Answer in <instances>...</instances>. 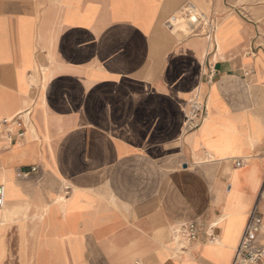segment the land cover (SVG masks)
Listing matches in <instances>:
<instances>
[{"label":"crops","instance_id":"crops-1","mask_svg":"<svg viewBox=\"0 0 264 264\" xmlns=\"http://www.w3.org/2000/svg\"><path fill=\"white\" fill-rule=\"evenodd\" d=\"M114 1L0 0V121L26 113L23 138L0 132V185L19 209L1 231L3 262L232 264L235 251L216 259L206 246L226 215L238 244L255 207L264 220V54L239 19L224 58L208 51L210 23L166 49L158 0H144L159 3L153 29L136 28L144 44L125 50L132 22ZM107 36L114 64L98 55ZM196 97L208 116L187 131ZM189 222L200 239L187 248L173 230Z\"/></svg>","mask_w":264,"mask_h":264},{"label":"rangeland","instance_id":"rangeland-1","mask_svg":"<svg viewBox=\"0 0 264 264\" xmlns=\"http://www.w3.org/2000/svg\"><path fill=\"white\" fill-rule=\"evenodd\" d=\"M203 1L204 0H158V2H160V4H161L162 10H161V18H159L158 24L156 25V27H157L156 30H158V28H159V31L157 34H154V35L156 37H161L162 40H163V38H165L163 40L164 41L163 45L165 48L171 49L175 45H178L177 42L175 41L174 36L172 35V32L168 28L169 24L168 23L166 24V22L173 15L178 14L179 12L184 13L185 12L184 9L190 3H193L197 6L196 8H197L198 13L201 15L204 14V16L207 17V19L210 23V25L208 27H210V26L214 27V25L217 24L216 22H218L220 20L223 21V18L228 17V18H231L232 20H234L236 18L239 19L242 24L247 25L251 30L250 38H251V43H252L253 48H256L257 51L262 52L264 54V0H205L204 2ZM133 2L135 5L137 4L138 6H141L142 8L144 7L142 9V12H141L142 14H144V18H143V21L139 23L141 26L132 23L133 27H130L129 32L125 35L126 40L124 42H121V43H122V46L125 50H132V51L137 53L144 43H143V39L137 35L136 28L138 29V31L145 32V33H149V31H151L153 29V26L156 23L155 19H156V15H157L158 9H159V3L156 1V3H155L156 8H154L152 10L151 8L148 9L146 7L144 0H134ZM65 3H66V5H65ZM113 3L115 4L117 2L114 1ZM207 3H208V5H205ZM59 4L60 5L63 4V7H65V8L71 7V5H68V2L66 0H61V1L59 0ZM202 4L207 8L205 9V7ZM151 11H153V12H151ZM116 12H117L116 18L119 19V13H118L117 7H116ZM215 20H217V21H215ZM208 21H207V23H208ZM237 24H238L237 22L235 24H229V23H227V24L222 23L221 24L223 31H224L223 36H224L225 41H226L225 42L226 46H227V42L229 41L232 33L234 32L233 28L231 26L237 25ZM234 28H236V27H234ZM205 29L206 28H204L203 30H205ZM105 38L102 40V42L100 44L101 46H98V48H97L99 51L98 55L100 57V60L108 59V61H109V59H112L110 61L114 64L116 62L113 60V59H116V56L114 55V51H115L117 46L110 40V37L107 36ZM156 41H157V39H156ZM161 45L162 44H160V47H162V50H163L164 47ZM63 49H64L65 54L71 52V49L66 47V46H64ZM214 50H215V48H214ZM164 54H165V52H164ZM220 58H224V56H222ZM102 61H104V60H102ZM36 68L37 67L35 66V70H36ZM194 69L196 71V69H198L197 66H195ZM43 72H44V78L48 77V72H50L49 67L44 66ZM205 72H206L205 68H203L202 71L200 68L197 70V73H200V74H204ZM33 83L35 85L36 81L33 80ZM13 116H9L7 119L11 120L13 118ZM8 128L10 129L11 127H8ZM6 130L8 131V129H6ZM1 131H2V127L0 126V132ZM262 193H264V192H262ZM261 200L264 201V197ZM235 219H236L235 216L229 215L228 217H226V222H228L227 227H230V225H232L235 222ZM4 226H5V224L0 225V235H1V231L3 230ZM206 247L209 250H214L215 248L218 247V245L208 243ZM4 254H5L4 245H3L2 241H0V264H15L16 258H6L5 262H3Z\"/></svg>","mask_w":264,"mask_h":264},{"label":"built area","instance_id":"built-area-1","mask_svg":"<svg viewBox=\"0 0 264 264\" xmlns=\"http://www.w3.org/2000/svg\"><path fill=\"white\" fill-rule=\"evenodd\" d=\"M186 19L192 34H196L200 28L205 26L208 19L206 16L198 13L193 4H189L185 9ZM209 23V21H208ZM170 25H172L170 23ZM208 116L207 103L199 97L192 99L187 105L185 128L187 131L198 130ZM0 126H5L9 138L14 141L21 139L26 131V113H19L13 116L11 120L4 119ZM11 127L13 129H9ZM17 128V132L14 130ZM241 164V163H240ZM239 164V165H240ZM37 168L31 169L32 172ZM29 172L19 174V177L28 176ZM264 183L260 193V199L264 197ZM6 205V189L0 185V209ZM264 230V220L259 213L258 207L252 211L240 242L235 249L234 260L232 264H262L264 262V248L257 245L258 238ZM174 239L183 242L187 248L199 242V228L195 222L178 225L173 230Z\"/></svg>","mask_w":264,"mask_h":264},{"label":"bare ground","instance_id":"bare-ground-1","mask_svg":"<svg viewBox=\"0 0 264 264\" xmlns=\"http://www.w3.org/2000/svg\"><path fill=\"white\" fill-rule=\"evenodd\" d=\"M66 1L68 2V5L76 6V7H79L80 4H81V2H82V0H66ZM133 1L134 0H119V1H115L117 3H115L114 5H115V7L118 8L119 19L129 20V21H131L132 23H134L136 25H140L139 23L142 22L143 21V18H144V14L141 13L142 12V9L144 7L142 8L141 6H138L137 4L135 5ZM65 5H66V3H65ZM205 5H208V3L205 4ZM206 8L207 7H205V9ZM151 12H153V11H151ZM215 21H217V20H215ZM168 22H171V24H172V28L170 29V31L172 32V35L174 36L175 41L177 42V44H180L183 40H185L186 38H188L189 36L192 35V32H191V30L189 28V23H188V21L186 19L185 14L179 12L178 14L173 15L166 22V24ZM236 22H238V19L237 18L234 19V20H232L231 18H228L227 17V18H223V21L220 20V21L216 22L217 24L214 25V27H212V26L208 27L210 29L209 44H208L209 45V50L208 51L213 50L215 48L214 54H213V59L218 60L220 57L224 56V51H225V48L227 47L226 46V43H225L226 42L225 41V38L223 36V32L224 31H223V28H222V25L221 24L222 23H225V24H227V23H229V24H235ZM164 39L165 38H163V40ZM125 40L126 39L124 38L122 40V42H124ZM197 74L198 75H197V82L196 83H197V86H198V85H200V78H201V76L203 74H200V73H197ZM47 78L48 77H45L44 78L43 89L46 88ZM8 194H9V189L7 188L6 189V197H7ZM61 200H64L62 198V196L59 197V201H61ZM18 213H19V209H16L14 212H11L8 209L7 205H6L4 208L0 209V225H4L6 223L12 222V218L14 216H16ZM228 216L229 215H226L224 218H222L220 220V226H219V228H221V234H220L219 238L217 240H215V241H209L208 242L210 244H217L218 245V247L214 249L215 250V258L216 259H218L219 256H221V255L228 256V258L230 259L231 256H232V253L235 251V249L237 247V244H238V239H239V236H240L239 229H238V224H237L236 219H235V222L232 225H230V227H227L228 222H226V217H228ZM170 238H171V236H170Z\"/></svg>","mask_w":264,"mask_h":264}]
</instances>
